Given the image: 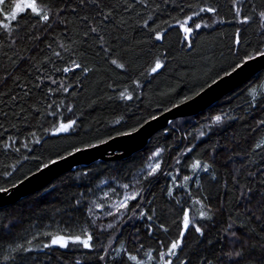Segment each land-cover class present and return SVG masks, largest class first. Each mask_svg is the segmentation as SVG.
Wrapping results in <instances>:
<instances>
[{"label": "trees", "instance_id": "obj_1", "mask_svg": "<svg viewBox=\"0 0 264 264\" xmlns=\"http://www.w3.org/2000/svg\"><path fill=\"white\" fill-rule=\"evenodd\" d=\"M17 1L0 4V189L139 129L264 52V0H35L48 20L28 7L8 19ZM261 86L264 67L132 155L0 206V264H264Z\"/></svg>", "mask_w": 264, "mask_h": 264}, {"label": "water", "instance_id": "obj_2", "mask_svg": "<svg viewBox=\"0 0 264 264\" xmlns=\"http://www.w3.org/2000/svg\"><path fill=\"white\" fill-rule=\"evenodd\" d=\"M263 67L264 52H261L246 59L244 63L210 84L194 98L176 105L139 129L77 149L62 158L53 160L16 185L0 189V206L16 202L34 191L43 189L56 177L79 166H87L98 160L121 159L132 155L146 146L155 131L168 126L178 117L195 115L206 109Z\"/></svg>", "mask_w": 264, "mask_h": 264}, {"label": "snow or ice", "instance_id": "obj_3", "mask_svg": "<svg viewBox=\"0 0 264 264\" xmlns=\"http://www.w3.org/2000/svg\"><path fill=\"white\" fill-rule=\"evenodd\" d=\"M3 2H4V0H0V4H2ZM17 7H19V6H17ZM27 7L30 8L32 12L36 13L37 15H40L43 20L46 21V20L49 19V16L47 15V13L46 12H42V10L38 9L34 4H29ZM201 11L213 12V11H215V9L207 8V9H201ZM260 16H261V18H264V12L260 13ZM15 18H16L15 17V14H13L12 19H15ZM188 19H191V17H189ZM248 19H249L248 17H245L244 18V22H247ZM181 26L183 27V25H181ZM2 27H4L5 29H7L8 28V24L5 23V24L2 25ZM196 27L199 28L200 25L197 24ZM184 30H185V32H191L192 31L191 28H187V27H185ZM113 63H115V61H113ZM77 67H79V65H77ZM121 67H122V65H121ZM159 67H160V63L157 62L156 66L152 69V71L155 72ZM65 71H67V69H65ZM261 87H264V86H261ZM255 94H256V90L254 89L253 90V95L255 96ZM221 119H222L221 116H216L215 117V121L216 122H219ZM74 123H75L74 121L73 122H69L67 124L62 123V124H60L59 128L57 129V131H67L69 128H71L73 126ZM258 147H259V145H258ZM197 166H198V162H197V164H194L193 165V167H197ZM156 167H159V166L157 165ZM155 170H156V168H153L152 169L153 172H155ZM125 187H127V185H125ZM201 215L203 216V215H205V213H201ZM190 222L191 221H190V218H189L188 213H185V215H184V227H185V229L188 228ZM196 231L199 232L200 229L197 228ZM181 235H183V234H181ZM75 239L77 241H79L80 240V237H76ZM90 239H91V237H88V239L82 241V243L84 244L85 247H89L90 246L89 243H88V241ZM53 243L54 244L61 243L62 246H64L66 244V242L63 241V238L62 237L61 238L54 239L53 240ZM178 244H179L178 241L177 242H173L172 245H171V247L169 248V252L172 255H175V251L174 250L178 247ZM237 255H239V253H237ZM132 259H135V257H133Z\"/></svg>", "mask_w": 264, "mask_h": 264}, {"label": "rangeland", "instance_id": "obj_4", "mask_svg": "<svg viewBox=\"0 0 264 264\" xmlns=\"http://www.w3.org/2000/svg\"><path fill=\"white\" fill-rule=\"evenodd\" d=\"M29 4H34L38 9H40V7L37 5L36 1L35 0H18L12 7V10L7 14V18L8 19H12V16L13 14H15V16L22 10H24ZM19 6V7H17ZM7 19V20H8ZM5 21V20H4ZM179 123L178 124H181L184 121H178ZM91 146V145H90ZM162 154V151L160 149H157L153 152L152 154V157H151V162H152V169L153 168H156L158 169L160 167V161H161V157L160 155ZM159 166V167H156V166ZM151 169V170H152ZM136 195V192H127L125 195H123L122 197L118 198L117 200L115 201H112L111 204H110V208H112V211L115 212V213H119L120 210L122 208H124L126 205H127V201L129 199H131L133 196ZM123 205V206H122ZM124 211V209L122 210ZM63 238V241L66 242V244L64 246H67L72 240H75V238H70V237H67V236H63V235H59V236H56L54 239H57V238ZM53 239V240H54ZM57 245H62L61 243H56ZM133 258V257H132ZM137 264H152L151 261L149 259L147 260H144V259H138V261H136ZM161 264V263H160ZM163 264H172L171 263V260L170 258L167 259Z\"/></svg>", "mask_w": 264, "mask_h": 264}, {"label": "bare ground", "instance_id": "obj_5", "mask_svg": "<svg viewBox=\"0 0 264 264\" xmlns=\"http://www.w3.org/2000/svg\"><path fill=\"white\" fill-rule=\"evenodd\" d=\"M242 63V62H241ZM228 94V93H227ZM220 99V98H219ZM175 120V119H174ZM172 123V122H171ZM29 175H31V174H29Z\"/></svg>", "mask_w": 264, "mask_h": 264}]
</instances>
